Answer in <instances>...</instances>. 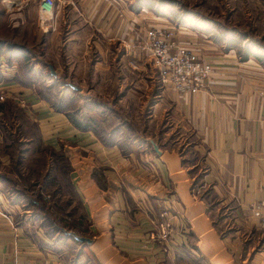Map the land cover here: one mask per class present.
<instances>
[{
    "label": "crops",
    "instance_id": "obj_1",
    "mask_svg": "<svg viewBox=\"0 0 264 264\" xmlns=\"http://www.w3.org/2000/svg\"><path fill=\"white\" fill-rule=\"evenodd\" d=\"M119 1L125 5L123 9L116 6ZM226 1L228 13L240 9L242 13H264V0ZM58 2L61 6L52 9V19L43 25L54 30L62 23L66 32L72 34L71 41L63 40L58 48L61 69L53 55L56 66L47 79L60 77L74 85L76 88L69 86L75 93L70 89L66 92L77 94L75 103L80 98L89 101L90 96L96 95L90 93L93 86L83 91L82 83L99 79V72L113 77L115 87L128 79L127 82L140 81L141 75L150 81L149 73L156 74L151 61L142 58L135 46L124 48L118 44L120 39H129L135 30V19L139 31L149 23L143 17H153L136 13L133 0L54 3ZM177 7V11L175 6L169 9L170 13H185L179 4ZM200 12L193 10L189 13L197 14L176 23L175 38L196 48L211 63L213 71L205 88L195 93L179 96L162 86L153 92L147 101L143 129L148 130L153 120L158 121L159 127L145 132L146 141L134 135L126 141H118L116 136L107 139L92 128L75 127L64 111L39 97L25 80L20 81L24 86L9 80L18 74V57L7 63L0 61V73L10 75L0 82V88L13 91L11 95L26 104L23 116L34 125L38 122L37 141L62 150L66 177L81 203L86 235L91 238L90 243L68 251L65 247L71 245V239L56 241L54 247L52 238L41 227L32 226V219H13L16 207L28 206L24 199L13 201L12 193H33L42 177L39 174L45 171L33 170L35 143L32 138L19 135V149L25 152L18 154L17 159L0 156V264L40 258L54 264H83L86 259L94 264H264V228L250 212L251 203L264 190V66L252 56L241 58L237 50L244 46L243 40L220 38L222 26L210 14H206L210 20H204ZM156 17L167 24L176 21V17ZM243 19L253 22L250 17ZM98 34L114 55L111 62H102V66H97V54L88 59L81 45L83 37H87L96 48ZM113 39L119 40L118 46ZM78 53L85 63L76 72ZM30 67L42 76L46 71L37 62ZM118 90L115 88L111 97L102 91L96 96L114 98L111 109H115L130 94L128 89L122 93ZM146 138L157 144L159 152ZM161 221L168 222L171 229L167 250H162L157 238L149 237ZM76 248L81 251L75 256Z\"/></svg>",
    "mask_w": 264,
    "mask_h": 264
},
{
    "label": "rangeland",
    "instance_id": "obj_2",
    "mask_svg": "<svg viewBox=\"0 0 264 264\" xmlns=\"http://www.w3.org/2000/svg\"><path fill=\"white\" fill-rule=\"evenodd\" d=\"M199 1L200 0H176V4L177 5L179 4L182 9L186 10L185 13H177L176 16L171 15L170 10H169V9H174L173 8L174 6L166 5V3L165 4H163L161 2L155 3L156 5L154 7L152 6L153 3H151V2H150V6H152V7H150V6L147 7L148 5L137 6V3H133V5H134L133 7H134L136 13H141L140 15L147 14V15L153 16L150 19L143 17V19L147 20L149 23L150 22L151 23H156V22L160 23L161 21L158 19L159 17H156V16H161V17L166 18L168 20L171 18L173 20L174 17H180V18H183L186 16L190 17L192 15H190L189 12H192L193 10H197V12L201 11L200 14L202 15L204 20H207V19L210 20V18L206 16V14H210L214 18L220 19L221 22L224 23L225 26L227 25L226 27H228V28L231 27L234 31H239L240 35L238 37H241V31L243 33L244 32L247 33V35H248L247 37H245L246 34L243 35V33H242V39L241 40L238 39L239 42H242V40H243V43H245L246 45H249V46L251 44H253L252 42H255L256 44L253 47V48H255L254 50L261 49L262 52L264 53V13H242V9L237 10V13H228V5L226 4V2H227L226 0H201V2H199ZM38 3H39V0H15L11 6H7V4L4 2V0H0V46L1 45L7 46V45H13V44L17 45L18 44L23 49L24 48L26 49V53L28 54L27 63L29 65H31V64L33 65L36 62L38 63V65H40V64L43 65L44 71L46 69V71L43 72V76L39 75V74H34L33 71L31 73L27 74L26 71L20 65V67L18 68V74L16 76H12L13 79H9V80L16 81V83L19 84L20 86L22 85V82H24L23 80H25V81L29 80V84L27 87L33 89L34 92H38L37 95L39 97L43 98L44 100H46L43 97L42 93H45L43 91H46L44 89L45 86H43L44 83L49 81V79H47L48 78L47 76H49V74L52 73L49 71L48 66L51 67L52 71L54 70L56 65L54 66L53 62H54V57L56 56L57 62H58L59 67L61 69L60 65H62V64H61V61H59L60 59L58 58V56H59V49L58 48H59V45H61V42L63 40L71 41L70 36L72 33L66 32L68 29L66 28V25L62 24V23H60L59 27L57 26V28L54 30L49 29L51 26H48L47 24L43 25V23H40V21L37 17ZM138 4H140V3H138ZM58 5L61 6V4L59 2L54 3L52 9L54 10V7L58 6ZM116 6L123 9L125 5L123 6V2L119 1V3H116ZM182 9H181V11H182ZM139 11H141V12H139ZM160 11H164L166 13H160ZM208 12H210V13H208ZM107 14L108 13L106 12V15ZM245 16L250 17V20H253V22L252 23L246 22V20L243 19V17H245ZM169 17H171V18H169ZM254 18H256V19H254ZM51 19H48V20H51ZM134 26H135L134 27L135 31H137L138 19L134 20ZM97 37L100 39V41H98L99 43L97 44L96 48H94V46L92 47L91 41L87 37H85V39L83 37L82 41L83 40H85V41L82 42L80 40L78 42H82L81 45L84 47V50H86V52H87L86 55H88V59L96 58V54H97V58H98L97 66H102V62L103 63L111 62L112 57L114 55L112 54V50H110L108 48V46H106V43H105L106 41L104 40V37L102 36L103 37L102 38L100 34H98ZM113 41H114L115 45L118 46V44H119L120 47L126 48L123 45L124 42L121 39H120V43H118V44H117V42H119V40L117 41V39H113ZM53 55H55V56L53 57ZM79 55L80 54L78 53L75 56V59H77L75 61V64H76L75 71L76 72L79 71V69L82 70V68H84V63H85V61ZM0 61H2L3 63L8 62V59L5 55V52H2V53L0 52ZM48 63L51 65H49ZM151 67H153V65ZM48 71H49V73H48ZM99 71H101V70H99ZM46 72L48 73V75ZM149 74H150V78H148V79L150 81H146V77L144 75H141L140 81H138L137 79L134 81L132 79V82H127V81H130V79H128L125 82H120L119 83L120 87H115V85H117V84H116V82H113V80H112L113 77H110L109 75L108 76H102L101 72H99V79H97L95 81H91V80L85 81L84 83H82L83 91H87L88 90L87 88H89V86H93L94 91L90 92V93H93V95L94 94L99 95L98 91H102V92L108 93L109 96L111 97L116 93L115 88L119 89L118 91L121 93L127 89L130 91L129 97L127 95L125 98H123L121 100V102L118 104V106L117 105L114 106L115 109H117V110H115L116 115L112 116V114L109 113L103 119L101 118L102 116H100L99 114L96 116L98 119V121H97L98 122L97 123L98 130H100V129L101 130H107L108 128H110V126L112 124L119 123L120 121H122V122H124V124H122V126L127 127L128 129L132 128L135 132L134 134H136L135 136H139V135L144 136L145 132L149 133V131L153 130L154 128L157 129L159 127V125L157 124L158 121L153 120L150 122L151 127L148 128V130L144 131V129H143L144 128L143 122L146 123L144 121L143 117L146 116V113H147V101H148V99H151L153 92H155V90L161 89L160 85L156 82V79H157L156 74L155 75L153 73H149ZM5 76L7 77L10 75L5 73V72H4V74L0 73V82H3L5 80ZM21 80H22V82H20ZM56 80H57L56 82H58V83L61 82L60 77L57 78ZM22 86H24V85H22ZM143 90H145L144 93H143ZM11 92H13V91H10V90L4 89V88H0V93L5 94V96L0 99V104L3 103L4 106L11 107V105H12L13 107H16L13 104V102L16 101L15 103H17V105H18V107L20 109L19 111L22 114L26 113V110H25L27 108L26 104L22 105L23 101H20V100L14 98L11 95L12 94ZM146 93H147V95H145V99H143L144 94H146ZM96 95L90 96L88 98L89 99L88 102H92L96 99V100H99V102L104 101L107 105L112 106V104H113L112 100L113 99H110L109 97L100 98ZM54 100H55V102H57L56 99H54ZM9 101H11V102H9ZM74 104L75 105L79 104V106H80L81 101L80 102L77 101ZM15 111H16V109H15ZM19 111L18 110L16 111V113L18 114V117H16L15 120H12L10 115L5 114V116H2L3 115V109H2V107L0 108V119L2 121L6 120L7 116H8V121L11 119L10 124L8 126H6V129H4V126L2 128L0 125V136H1V139H0V156H9V157H12L13 159H15V157L16 158L18 157L20 145L15 144V142L13 141V136L11 133H13L15 136L20 134L22 137H29V138L34 137V132H33L34 127L32 128V126L29 124L28 120L25 121L24 119L19 117ZM142 119H143V121H142ZM37 125H38V122H36L35 130L37 129ZM7 130L10 132V134L7 133ZM124 131L127 132L128 130H124ZM119 133H121V135H122V133H124V132H122L120 130ZM122 137H125V135H122ZM33 149H36V150L33 152ZM52 149H53L52 147L44 146V144H36V147L34 145L32 147V153L35 156L39 153H44V151H49ZM58 151H62V150L60 148H58ZM39 155H41V154H39ZM55 155H58V154H55ZM51 161L53 162L52 167H53V170L55 171V168L57 169V167L55 166L54 161L53 160H51ZM59 162H62V161L59 160ZM32 165H33V170H34L36 168L47 169L49 164H47L44 167H41L39 164H35V162H33ZM54 166H55V168H54ZM38 181L41 182V184L39 186V190H42L44 192V188L41 187V185L43 184V182H42L43 178L42 177L39 178ZM44 195H45L44 196L45 198L48 197V193H44ZM8 205L10 207L12 206V205H10V203ZM22 208H23V206H18L14 209L16 211L15 213L11 212L13 214V219L18 220L19 222L24 221V220H28V219H32V221L34 223L32 225L33 227H41L39 225V218L34 219L36 217V213H37V215H40V212L36 211V209H34L33 207H30V206L28 207V209H22ZM41 211H42V213H49V215H51L52 217H55L58 213L61 212L58 210V208H51V207H49V209H41ZM7 212H8V214H6V215H9L10 211L7 210ZM8 218H10V220H11V217H8ZM41 229L43 230L42 227H41ZM41 229L39 231H41ZM62 229H64V228H62ZM85 236H87V235H85ZM80 242H83L82 244L85 245L84 241H80ZM77 245L78 244L71 242V245H69V248L73 250V247L77 246ZM70 249L68 251H70Z\"/></svg>",
    "mask_w": 264,
    "mask_h": 264
},
{
    "label": "trees",
    "instance_id": "obj_3",
    "mask_svg": "<svg viewBox=\"0 0 264 264\" xmlns=\"http://www.w3.org/2000/svg\"><path fill=\"white\" fill-rule=\"evenodd\" d=\"M150 2L153 3L152 6L154 7L155 3H163L168 4L169 6H175V10L177 11L178 7L176 4V0H134L133 3H137V6H150ZM140 3V4H138ZM136 5V4H135ZM134 6V5H133ZM150 6V7H152ZM173 16L177 13H171ZM189 14H197V13H189ZM207 16V15H206ZM208 17V16H207ZM210 18V17H209ZM211 19H214L216 24L219 26H222L223 33L219 34L220 38L225 37V41H237L238 39H242V37H238L239 34L235 32L232 28H228L221 23L220 19L212 17ZM247 37V35H245ZM239 41V40H238ZM253 44L244 45L241 49L237 50L238 55L241 58H246L247 56H252L255 59L259 60L262 65L264 66V53L261 49L254 50L252 49V45H255V42H252ZM0 52H5V55L8 60L18 57V60L20 61L19 64L21 67L26 71L27 74L32 72L31 65L27 63V57L28 54L26 53V49L22 48L20 45H7V46H0ZM38 59V58H37ZM42 63V62H41ZM42 65V64H41ZM35 74V73H34ZM31 81V80H30ZM57 80H54L52 76H50V79L48 82L44 83L43 86H45V90L43 91L45 93L43 94V97L48 100L52 106H54L57 110H62L65 112V115L67 118L74 124L75 127L79 129H86V128H92L96 133L102 134L107 139H111L110 136L115 137L118 141H126L128 136L136 135L134 134V130L132 128L128 129L127 127L122 126L124 122L120 121L119 123H114L108 128L107 130H98L97 128V115L99 114L102 116L101 118H105V116L109 113L113 115H116L115 110L117 109H111V106L107 105L105 102L100 103L99 100H94L90 103H88V100H84V98H80L81 105L79 104L75 105V101L78 99L77 94H74V96L69 95V93L66 92V89H70L72 93H75V89L71 88L66 81H61L60 83L56 82ZM27 84H29V80L26 81ZM57 102H55V100ZM115 99L113 98L112 101ZM11 102V101H9ZM13 104L16 107L4 106L3 103L0 104V108L3 109V115L5 114L10 115L12 120H15L16 117H18V114L16 111L20 110L18 105H16L14 102ZM86 107V109H84ZM98 108V109H97ZM16 109V111H15ZM90 111H93L90 112ZM19 117L24 119L26 121V118L23 116V114L19 111ZM11 122V119L8 121V116L6 120L0 119V125L4 129H6V126H8ZM29 124L34 127V137H31L34 141V146L36 147V144H41L39 141H37L36 136V130L35 125L33 122L28 121ZM122 131V135H125V137H122L121 133L119 131ZM124 130H128L125 132ZM7 133L10 134V132L7 130ZM13 136V141L15 144H18L17 138L20 135L15 136L13 133H11ZM140 141H146L143 136H135ZM46 146V145H44ZM122 147V146H121ZM124 148V147H123ZM51 149V148H50ZM36 149H33V152ZM24 149H19L18 154L24 153ZM41 154V155H39ZM35 156V164H39L41 167L46 166L48 167L45 169V171L42 174H39L43 178V184L41 187L44 188V192L42 190H39V186L41 182L38 181V186L36 189L33 190V193H30L28 195H25V193L21 190H15L13 194V201L15 200H25V206H30L36 209V211L40 212V215H37L34 219L39 218V225L43 228L44 234L48 238H52L51 244L55 247L56 241H63L65 239H71L74 243L78 244L79 246H82L83 242L74 241L72 237L69 234H66L64 230H73L77 234L86 235L87 230L85 228L86 224V216L85 213L81 207V203L78 199L74 196V191L71 186V184L68 181V178L66 177V161L63 158V153L58 150H49L44 151V153H39ZM58 154V155H55ZM55 155V156H54ZM53 157V158H52ZM12 158V157H10ZM15 159H17L15 157ZM53 160L55 163V171L53 173ZM61 160L62 162H59ZM58 162V163H57ZM57 163V164H56ZM15 169V168H14ZM18 169V168H17ZM29 170V168H28ZM41 173V172H40ZM32 184V183H31ZM29 184L28 186H30ZM44 193H48V197H44ZM51 208H58L60 213H58L55 217H52L49 215V213H42L41 209H49ZM47 211V210H46ZM64 228V230L62 229ZM66 249H69V245H66ZM81 251V249L75 250V256ZM72 259H75L72 257ZM83 264H94L90 260L86 259V261Z\"/></svg>",
    "mask_w": 264,
    "mask_h": 264
},
{
    "label": "built area",
    "instance_id": "obj_4",
    "mask_svg": "<svg viewBox=\"0 0 264 264\" xmlns=\"http://www.w3.org/2000/svg\"><path fill=\"white\" fill-rule=\"evenodd\" d=\"M55 0H39L37 17L40 23L52 18V7ZM173 24L165 22L148 23L143 30H133L129 39H122L123 45L135 46L141 57L151 61L156 68L157 81L160 86L173 89L179 96L195 93L205 88L213 67L209 61L203 59L197 49L179 43L175 38L178 23L181 18L176 17ZM177 26V27H176ZM52 28V26H51ZM132 66H135L132 63ZM0 93V99L4 97ZM251 215L264 228V190L250 205ZM157 230L149 237L157 238L162 250H167L171 229L168 222H159ZM13 264H54L46 258Z\"/></svg>",
    "mask_w": 264,
    "mask_h": 264
},
{
    "label": "water",
    "instance_id": "obj_5",
    "mask_svg": "<svg viewBox=\"0 0 264 264\" xmlns=\"http://www.w3.org/2000/svg\"><path fill=\"white\" fill-rule=\"evenodd\" d=\"M48 67H49V71L53 73L51 67H50V66H48ZM68 85H71L72 87H75V86L72 85L71 83H68ZM75 88H76V87H75ZM146 139L150 142V144H151L153 150H154L155 152H159V149H158V147H157V144H156L151 138H146ZM63 230H64V229H63ZM64 232H65L66 234H69V235L72 237V239H73L74 241H78V242H80V241H84L85 243H90V242H91V238H90V237L85 236V235L77 234V233H75L73 230H64Z\"/></svg>",
    "mask_w": 264,
    "mask_h": 264
},
{
    "label": "bare ground",
    "instance_id": "obj_6",
    "mask_svg": "<svg viewBox=\"0 0 264 264\" xmlns=\"http://www.w3.org/2000/svg\"><path fill=\"white\" fill-rule=\"evenodd\" d=\"M15 0H4V2L7 4V6H11L14 3Z\"/></svg>",
    "mask_w": 264,
    "mask_h": 264
}]
</instances>
